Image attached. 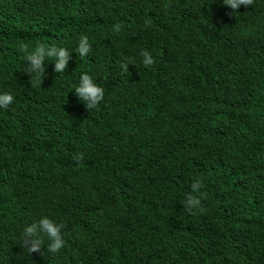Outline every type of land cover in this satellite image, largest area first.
<instances>
[{
	"label": "trees",
	"instance_id": "1",
	"mask_svg": "<svg viewBox=\"0 0 264 264\" xmlns=\"http://www.w3.org/2000/svg\"><path fill=\"white\" fill-rule=\"evenodd\" d=\"M36 43L69 49L64 73L23 72ZM4 92L0 264H264V0H0ZM42 216L55 253L24 246Z\"/></svg>",
	"mask_w": 264,
	"mask_h": 264
},
{
	"label": "clouds",
	"instance_id": "2",
	"mask_svg": "<svg viewBox=\"0 0 264 264\" xmlns=\"http://www.w3.org/2000/svg\"><path fill=\"white\" fill-rule=\"evenodd\" d=\"M251 0H223V4L235 13L241 5L246 6ZM91 45L89 38L86 35H81L73 51L79 54L80 57H85L89 53ZM142 64L149 67L154 63L151 52L143 51L141 53ZM70 59L69 49L66 47H57L55 44L46 45L36 43L30 50L24 53V61L31 65L30 69H23V72L30 77L33 75L42 77L45 60L54 64L56 73H64L67 69ZM76 97L85 105L87 109L95 108L104 98V90L93 79V77L82 72L79 76V81L74 89ZM14 102V96L9 92L0 93V109L6 108ZM201 188L199 180L191 184V192L187 194L183 204L185 208H195L200 205V199L193 195ZM47 239V249L49 252L55 253L63 245L61 236V225L49 219L47 216H42L38 221L27 224L22 230V240L24 246L30 253L40 252L41 245Z\"/></svg>",
	"mask_w": 264,
	"mask_h": 264
}]
</instances>
